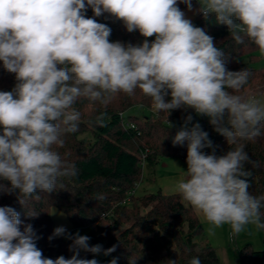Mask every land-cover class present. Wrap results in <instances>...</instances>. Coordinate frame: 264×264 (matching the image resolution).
Returning <instances> with one entry per match:
<instances>
[{"label":"clouds","instance_id":"9594fccd","mask_svg":"<svg viewBox=\"0 0 264 264\" xmlns=\"http://www.w3.org/2000/svg\"><path fill=\"white\" fill-rule=\"evenodd\" d=\"M189 11L192 0H179ZM207 19L228 27L237 44L245 40L264 55V0H198ZM178 0H0V62L15 75L10 91H0V191L17 193L23 205L39 190L52 193L59 178L75 176L74 164L62 159L54 146L63 147L66 133L79 131L81 112L74 106L81 98L107 106L119 93L133 96L139 89L151 99L155 113L193 109L207 116L214 130L229 145H238L224 155L202 152L212 148L208 133L192 115L173 138V145L187 142V170L174 190L215 228L224 224L238 235L244 226L264 229V195L248 191L251 175L245 146L238 141L261 135L264 102L254 95L237 94L247 85L251 72L230 71L224 53L213 37L185 18ZM104 13L121 20L126 30L139 31L140 45L110 42L111 28L94 18ZM105 112L95 118L104 125ZM61 188L63 185H60ZM21 197L25 198L22 199ZM98 195L96 199H104ZM38 212H27L31 218ZM22 229V230H21ZM64 227L52 236H62ZM70 258L43 256L33 226L25 224L10 206L0 207V264H99L80 258L81 251L105 256L89 245L87 235L70 234ZM118 257L108 264H117ZM138 259L129 258V264ZM167 264H176L168 260ZM189 264H201L193 257Z\"/></svg>","mask_w":264,"mask_h":264},{"label":"trees","instance_id":"16d2710c","mask_svg":"<svg viewBox=\"0 0 264 264\" xmlns=\"http://www.w3.org/2000/svg\"><path fill=\"white\" fill-rule=\"evenodd\" d=\"M196 3L197 0H192V5ZM86 18H94L110 27V42L140 45L144 39L149 42L155 39L154 36H141L138 30L129 33L121 20L108 13L94 17L88 8ZM192 24L213 37L214 45L224 53L228 70L247 68L251 76L256 74L264 83V73L247 65L259 59V50L251 41L246 39L244 44H237L228 27L216 22L214 14L206 19L200 12ZM243 57L248 63L242 61ZM15 83V75L5 71L0 62V91H10ZM245 87L237 94L246 97ZM139 105L151 106V99L139 89L133 96L122 92L117 94L106 107L86 98L78 100L73 107L81 112L79 131L64 134L63 147L54 146L62 159L75 165L77 174L59 178L52 193L37 190L34 195H40L39 200L21 197L25 199L23 205L17 193L0 191V207L14 208L25 224H31L39 237L37 247L44 257L53 260L61 255L65 258L72 255L69 251L71 239L58 236L49 240L54 231L51 207L56 206L68 215L73 226L93 228L91 246L99 241L104 242L105 250L116 245L111 256L112 259L119 258L117 264H129V258L138 259L137 264H167L168 260L189 264L193 257H199L201 264H224L209 242L197 239L203 233V224L180 194H166L159 190L137 196L136 192H131L136 190L143 177V155L145 169L152 173H155L161 157L174 155L186 160L187 142L174 146L172 141L188 115L193 117L189 127L199 123L212 141V148L202 149L205 154H212L214 150L217 156H221L238 145H229L226 138L214 130L209 118L202 120L193 109H175L169 115L153 110L142 116L126 113L129 108ZM101 112L106 113L103 126L94 122ZM85 133L91 134V141L87 140ZM238 142L245 146L250 158L245 164V170L251 173L246 178L250 183L248 191L256 197L264 195V123L260 136ZM98 195L105 198L96 199ZM31 211L38 212V216L28 217L26 213ZM261 230L264 234V229ZM80 258L91 259V256L84 257L81 252ZM240 261L241 264H264V249L256 250L247 243L240 249Z\"/></svg>","mask_w":264,"mask_h":264},{"label":"rangeland","instance_id":"374dc122","mask_svg":"<svg viewBox=\"0 0 264 264\" xmlns=\"http://www.w3.org/2000/svg\"><path fill=\"white\" fill-rule=\"evenodd\" d=\"M177 6L181 11L185 13V18L193 22L195 16L200 13V4L197 0V3L193 5V9L189 11L186 6H182L178 0ZM155 37V36H154ZM259 59L256 62L247 64L253 68L260 69L259 71L264 73V55L260 52ZM244 63H248L246 57L242 58ZM258 71V72H259ZM252 74L246 85L247 96L254 95L257 98L261 99L264 102V83L260 82V77ZM260 75V74H258ZM255 76V77H253ZM152 111V107L148 106H133L127 110V114L133 115H148ZM84 136L88 141H91V134L85 133ZM187 170L186 160L179 156H164L161 157L159 162L155 166V173H152L151 170H143V177L137 185L136 194L137 196L155 193L159 190L165 191L168 184H175V182L181 177L184 171ZM51 219L53 221L54 229L57 227H64L66 232L64 237H68L70 234H76L79 232L80 235H87L90 237L89 245L91 246L92 242V227L89 226H78L75 227L71 223L68 215L63 212L60 208L56 206L51 207ZM203 218V219H202ZM200 220L203 224V233L197 239L199 241L205 240L209 242L215 250L218 252L222 262L224 264H241L240 261V249L247 243H250L252 247L256 250L264 249V234L261 229L256 228L253 224H248L244 226V230L238 235L232 233L231 227L228 224H224L219 228H215V234L210 235L208 229L212 227L204 217ZM97 244L102 246L104 249V242L99 241ZM84 257L91 256V259H96L99 264H108L112 259L111 254L105 256L103 251L100 254H93L90 252H83Z\"/></svg>","mask_w":264,"mask_h":264},{"label":"crops","instance_id":"0c3cea01","mask_svg":"<svg viewBox=\"0 0 264 264\" xmlns=\"http://www.w3.org/2000/svg\"><path fill=\"white\" fill-rule=\"evenodd\" d=\"M174 185H175V184H168V185H167V189H166L165 191H163V193H166V194L176 193L175 190H174ZM197 214H198V213H197ZM198 216H199L200 220L203 219V218H202V217H203L202 215L198 214ZM201 218H202V219H201Z\"/></svg>","mask_w":264,"mask_h":264},{"label":"built area","instance_id":"2783aa9c","mask_svg":"<svg viewBox=\"0 0 264 264\" xmlns=\"http://www.w3.org/2000/svg\"><path fill=\"white\" fill-rule=\"evenodd\" d=\"M200 118L202 120H206V118H208L207 116H203V115H199ZM132 127H134V124H131ZM141 165L143 168H145V160H144V155L142 156V160H141ZM138 185V184H137ZM137 188V187H136ZM136 191V190H135ZM135 191L131 192V193H134Z\"/></svg>","mask_w":264,"mask_h":264}]
</instances>
